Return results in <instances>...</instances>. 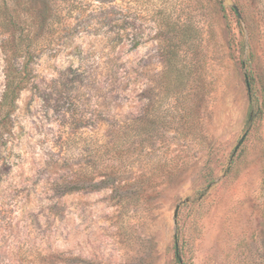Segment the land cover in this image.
<instances>
[{
    "label": "rangeland",
    "instance_id": "obj_1",
    "mask_svg": "<svg viewBox=\"0 0 264 264\" xmlns=\"http://www.w3.org/2000/svg\"><path fill=\"white\" fill-rule=\"evenodd\" d=\"M56 1L64 14L81 6ZM136 2L111 8L114 20L135 24L127 33L143 35L137 49L99 51L100 39L69 14L55 44L36 54L0 141V264H264V0H144L202 26L180 75L167 71L157 27L136 22L148 14ZM7 36L0 30V102ZM116 53L119 88L107 65ZM155 113V140L117 162L104 147L110 131ZM81 166L98 183L113 173L125 189L68 193Z\"/></svg>",
    "mask_w": 264,
    "mask_h": 264
},
{
    "label": "trees",
    "instance_id": "obj_2",
    "mask_svg": "<svg viewBox=\"0 0 264 264\" xmlns=\"http://www.w3.org/2000/svg\"><path fill=\"white\" fill-rule=\"evenodd\" d=\"M61 1L67 5L71 2L72 4L81 3V6L76 9H73L72 6L64 14L56 8L58 4L56 0H0V30L3 34L8 35L2 42L5 55L6 85L0 102V141L11 129L15 103L19 94L27 86L29 69L36 59V54L55 44L56 37L65 31L68 26L66 15L72 14L77 16L75 20L81 19V33L87 32V34H92L100 39L101 48L99 51L109 48L115 52L126 42H130L131 48L134 50L143 43L141 33L130 35L126 31V26L135 25L134 23H129L124 18L123 20H114L111 8L113 0ZM136 4L141 12L144 13V9L148 11L147 16L144 14V17L137 18L136 22L145 24L152 22L157 27L156 40L161 44L167 71L170 74L177 73L178 75L184 73L187 68L184 61L201 47L202 26L186 11L183 12L186 13L185 16L184 14L182 16L179 12L177 13L176 9L174 11L170 9L169 5L157 11L152 3H145L144 0H137ZM219 4L221 5V2ZM222 9L224 8L222 7ZM247 28L250 37H253L252 29L248 25ZM253 57L252 54L247 61L248 86L251 91L256 86ZM109 64H111L109 74L111 82L116 88H119L118 85L122 83L124 77L121 76L122 61L117 53L108 61L107 65ZM99 76L103 77V74H99ZM168 93L177 95L176 90H169ZM162 123L163 118L157 113L151 118L141 115L121 127L113 128L110 131L111 137L106 141L104 147L118 153V155L115 153L114 156L117 162L123 161L126 164L130 155L122 154V152L128 147L137 144L143 145L148 139L155 140L153 138L155 130ZM179 123L181 126L185 124L184 117H181ZM103 159V154H99L97 167L103 168L106 165L105 162H102ZM91 169V166H81V179L70 182L78 186H72L68 193H74L80 189L81 191L94 190L110 186H113L116 192L125 189L123 179L113 177L111 175L113 173L103 172L104 174L101 175L103 179L98 183ZM114 173L118 174L119 172L114 170Z\"/></svg>",
    "mask_w": 264,
    "mask_h": 264
},
{
    "label": "water",
    "instance_id": "obj_3",
    "mask_svg": "<svg viewBox=\"0 0 264 264\" xmlns=\"http://www.w3.org/2000/svg\"><path fill=\"white\" fill-rule=\"evenodd\" d=\"M234 10H235V12H236V14H237V16H238L239 21L243 23V17H242V15H241V13H240L239 8L234 7ZM246 136H247V134H245V135L240 139V141L238 142V144H237V146H236V148H235V151H234L233 157H234L235 154L238 152L240 146L243 144V142H244ZM185 202H189V199L185 200ZM179 207H180V205L176 208V210H175V214H174V222H175V224H176V222H177V215H178V212H179Z\"/></svg>",
    "mask_w": 264,
    "mask_h": 264
}]
</instances>
